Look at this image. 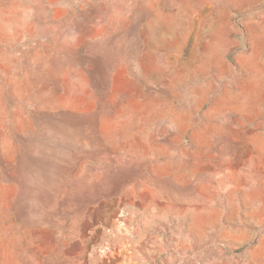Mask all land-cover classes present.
<instances>
[{
  "label": "rangeland",
  "instance_id": "obj_1",
  "mask_svg": "<svg viewBox=\"0 0 264 264\" xmlns=\"http://www.w3.org/2000/svg\"><path fill=\"white\" fill-rule=\"evenodd\" d=\"M0 264H264V0H0Z\"/></svg>",
  "mask_w": 264,
  "mask_h": 264
}]
</instances>
